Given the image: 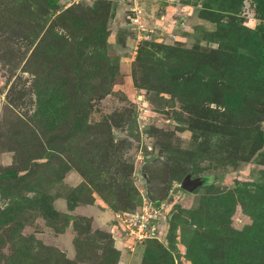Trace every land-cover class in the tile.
Wrapping results in <instances>:
<instances>
[{"label": "rangeland", "instance_id": "rangeland-1", "mask_svg": "<svg viewBox=\"0 0 264 264\" xmlns=\"http://www.w3.org/2000/svg\"><path fill=\"white\" fill-rule=\"evenodd\" d=\"M0 264H264V0H0Z\"/></svg>", "mask_w": 264, "mask_h": 264}, {"label": "water", "instance_id": "water-1", "mask_svg": "<svg viewBox=\"0 0 264 264\" xmlns=\"http://www.w3.org/2000/svg\"><path fill=\"white\" fill-rule=\"evenodd\" d=\"M139 173L145 182V197L151 203L162 201L166 198L169 178L170 165L168 160L163 156H155L143 161L139 167ZM204 183V177H192L187 173L180 187L188 192L194 191Z\"/></svg>", "mask_w": 264, "mask_h": 264}, {"label": "built area", "instance_id": "built-area-1", "mask_svg": "<svg viewBox=\"0 0 264 264\" xmlns=\"http://www.w3.org/2000/svg\"><path fill=\"white\" fill-rule=\"evenodd\" d=\"M131 20L133 21L132 22V24H134V22H135V24H137V27H136V25H134V28H141L142 29V27H140V25H141V21H139L140 19H139V17L138 16H133V17H131ZM138 29V30H139ZM145 201H146V199H145ZM148 201V200H147ZM147 203H150L149 201L147 202ZM141 211L143 212V213H145V214H147V211H148V209H147V207H146V202L143 204V206L141 207ZM130 217H133V216H130ZM143 217L144 216H142L141 218H138L139 219V221H138V224L140 225L139 226V230L141 231L142 229H143V227H145V221H143ZM134 218V217H133ZM134 220H136L137 221V219L136 218H134ZM144 225V226H143ZM141 234L143 235V233L142 232H139V235H137V236H139V237H141Z\"/></svg>", "mask_w": 264, "mask_h": 264}, {"label": "trees", "instance_id": "trees-1", "mask_svg": "<svg viewBox=\"0 0 264 264\" xmlns=\"http://www.w3.org/2000/svg\"><path fill=\"white\" fill-rule=\"evenodd\" d=\"M202 177H204V183H203V185H204L207 183V179L209 178V176H202ZM212 180H213V178H212Z\"/></svg>", "mask_w": 264, "mask_h": 264}, {"label": "clouds", "instance_id": "clouds-1", "mask_svg": "<svg viewBox=\"0 0 264 264\" xmlns=\"http://www.w3.org/2000/svg\"><path fill=\"white\" fill-rule=\"evenodd\" d=\"M146 198V197H145ZM151 203V202H150Z\"/></svg>", "mask_w": 264, "mask_h": 264}]
</instances>
